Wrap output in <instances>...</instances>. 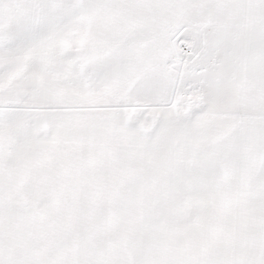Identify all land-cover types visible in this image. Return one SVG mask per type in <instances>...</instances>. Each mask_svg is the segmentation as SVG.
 <instances>
[{
	"label": "snow or ice",
	"instance_id": "6c2138e0",
	"mask_svg": "<svg viewBox=\"0 0 264 264\" xmlns=\"http://www.w3.org/2000/svg\"><path fill=\"white\" fill-rule=\"evenodd\" d=\"M0 264H264V0H0Z\"/></svg>",
	"mask_w": 264,
	"mask_h": 264
}]
</instances>
